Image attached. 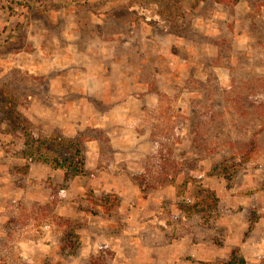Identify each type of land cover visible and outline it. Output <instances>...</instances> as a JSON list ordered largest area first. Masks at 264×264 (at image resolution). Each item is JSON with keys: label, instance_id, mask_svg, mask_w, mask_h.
<instances>
[{"label": "rangeland", "instance_id": "374dc122", "mask_svg": "<svg viewBox=\"0 0 264 264\" xmlns=\"http://www.w3.org/2000/svg\"><path fill=\"white\" fill-rule=\"evenodd\" d=\"M233 74L264 77V0H0V264H261L264 143L230 186L212 170L224 153L194 141L221 107L208 144L249 138L222 96ZM57 133L80 137L84 174L28 146ZM187 240L218 256L189 258Z\"/></svg>", "mask_w": 264, "mask_h": 264}, {"label": "trees", "instance_id": "16d2710c", "mask_svg": "<svg viewBox=\"0 0 264 264\" xmlns=\"http://www.w3.org/2000/svg\"><path fill=\"white\" fill-rule=\"evenodd\" d=\"M22 4L23 3H21V5ZM245 78V80H243L241 77L233 74L230 86L231 89H223L222 96L226 99L228 98L226 93L235 91L236 94L234 97L231 96L232 94L230 95L235 99V103L232 104V107L239 116V119L244 121V119L249 117V119L246 120L247 127L244 128L245 131L250 130L248 127L251 128L249 138L245 139L244 137L243 139H236L230 132L227 138V147H225L226 144L224 147L217 145L214 147L211 146V144H208V140H210L208 137L212 133L211 126L213 124L211 123L225 118V112L222 107L215 112L207 113L211 115L208 120L205 118L207 117L206 115L201 114L194 136L195 146L200 149L202 153L211 154L214 151H221L224 153L222 162L212 170L213 172L221 174L230 186L232 185L237 172L252 160L254 154L259 151L262 143H264L262 142L264 140V77L258 78L249 76ZM251 79L255 81H252ZM246 80L250 81L245 82ZM242 86L248 90L243 91L244 88ZM7 92L6 89H3L0 91V95ZM9 101L10 108L6 111L8 123L13 130L21 126L25 134L30 133L28 130L23 129L24 125L22 124L25 119L17 109L16 99L12 95H9ZM223 107L225 108L226 105ZM28 146L32 152L38 154L37 159L43 162H50L60 167H69L73 174L85 173V153L80 137L70 138L64 133L42 136L37 139L30 136ZM32 152L25 151V154L30 155ZM168 176L169 175L167 174L166 177ZM172 179L173 177H171L169 181L172 182ZM184 183H186V181H184ZM110 196L112 197L113 195ZM113 197L114 201L118 200L117 196ZM105 203L106 202H103V204ZM182 206L187 209L193 208L195 205H191L190 207L189 205ZM64 221L71 226L69 239L67 240V243H65V248L70 247L71 249H75L79 246L78 233L76 232L75 227L72 226L73 223H71V221L68 219H64ZM109 257H111V255H109ZM109 257L106 255L92 256L89 259L88 264H109ZM1 260L2 256H0V261ZM226 264H248V262L243 255L239 254L237 250H234L232 252V257L226 262ZM261 264H264V258L261 260Z\"/></svg>", "mask_w": 264, "mask_h": 264}, {"label": "crops", "instance_id": "0c3cea01", "mask_svg": "<svg viewBox=\"0 0 264 264\" xmlns=\"http://www.w3.org/2000/svg\"><path fill=\"white\" fill-rule=\"evenodd\" d=\"M102 96H103L102 98H104L106 100V95L103 94ZM121 108H123V107H121ZM104 119H106V118L104 117ZM77 123L78 124H80V123L82 124V121L79 120V121H77ZM75 128H77V126ZM135 144L137 146V143H135ZM137 203L138 204L140 203L139 200H138ZM181 243L183 244V247L181 248L180 252L186 253L189 258H192V259H194L196 261H199V262L202 261V260L205 261V260H209L210 258H215V257L218 256L217 255V250H218L217 247H219V246L217 245L216 242H213V244L210 246L211 247V252L209 254L206 253L207 252V246H209V245H207L206 243H204L202 241L190 242L189 240H187V241H183ZM175 245L176 244L173 243L171 245L172 248L170 250L168 249V251H167V253L170 254L169 258H171V259H173L176 256V254H177L175 252V250H174ZM177 251L179 252V248H178ZM159 254H160V252H159Z\"/></svg>", "mask_w": 264, "mask_h": 264}]
</instances>
